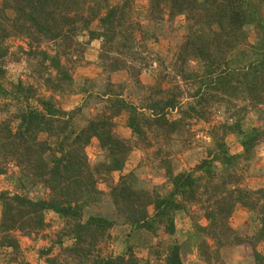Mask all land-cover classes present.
Listing matches in <instances>:
<instances>
[{
  "label": "trees",
  "instance_id": "1",
  "mask_svg": "<svg viewBox=\"0 0 264 264\" xmlns=\"http://www.w3.org/2000/svg\"><path fill=\"white\" fill-rule=\"evenodd\" d=\"M133 1L0 0V100H9L5 111L11 104L17 111L0 122V176L13 184L12 190L0 191V247H10L17 255L15 233L44 231L49 227L46 214L52 212L63 223L54 241L60 260H51L54 264H149L135 256L129 242L134 235L164 264H184V252L196 253L204 264H223L221 250L242 245L251 246L252 264H264L258 251L264 243V187L246 184L264 146V124L248 123L252 112L264 109V0H149L145 30L130 22ZM180 16L184 34L173 59H155L145 44L157 39L150 28L161 29L166 18ZM252 31L258 35L255 44L249 40ZM85 33L89 41L80 42ZM136 33L143 36L142 46ZM12 38L23 39L29 51L22 46L20 51L39 60L33 72L44 79L49 96L22 82L6 86V66L16 59L6 45ZM99 39L98 66L108 79L103 84L87 80L97 94L85 102L97 98L103 102L101 109L92 116L86 104L60 109L54 94L72 91V59H81L88 43ZM44 45L56 54L43 51ZM52 69L57 75L49 74ZM145 71L155 76L153 84H142ZM119 72L128 73L129 85L111 83L112 74ZM86 85L81 92L89 94ZM172 111L179 119H169ZM123 113L128 114L131 139L116 131L115 119ZM220 113L224 120L210 129L207 158L193 169L178 170L176 159L166 152L153 166L164 184L145 186L138 170L115 182L113 174L123 173L135 149L148 156L154 145L184 133L191 120L210 122ZM229 135L237 137L240 153H231ZM93 140L101 152L95 163L86 153ZM101 183L107 190L99 188ZM238 206L249 212L243 228L249 232L230 224ZM178 213L193 224L186 242L150 244L161 231L175 235ZM123 226L129 229L126 253L104 256L101 245ZM65 240L72 244L65 246Z\"/></svg>",
  "mask_w": 264,
  "mask_h": 264
},
{
  "label": "rangeland",
  "instance_id": "2",
  "mask_svg": "<svg viewBox=\"0 0 264 264\" xmlns=\"http://www.w3.org/2000/svg\"><path fill=\"white\" fill-rule=\"evenodd\" d=\"M115 4H120V0H111ZM149 0H134L132 2V7L135 10V14L131 16L132 24L138 26L141 24L142 28L145 30L146 26L143 18L148 12ZM185 24V19L183 16L177 17L172 21H166L160 26L161 29L150 28L149 32H155L157 39L146 41V46L148 53L151 54L155 59H160L165 62H170L173 58L172 52L175 50V44L179 43L184 34L183 26ZM97 25V24H95ZM139 25V26H141ZM136 42L142 46L144 43L143 36L140 33L135 35ZM80 42L87 43L89 41V36L87 33L80 35L78 37ZM250 43L255 44L258 40V35L255 31L251 32ZM103 44V40H95L89 42L85 47L83 56L81 59L74 57L72 61L76 64L74 69L70 71L73 78L72 91H67L63 94H54V98L57 101V106L65 111H72L86 104V111H90L88 116H92L101 109L103 102L101 103L97 98H90L89 103H86L88 96L95 93L96 90L92 89L89 85H86L87 80L101 81V84L105 83L108 77L103 75L102 70L98 66L99 53ZM6 45L10 49V54L14 55L16 59L11 61L6 66L7 71V82L6 86L11 83L22 82L25 85L32 86L40 94L49 96V92L46 88L44 79H40L33 72V66L39 60L34 57H30L25 52L20 51V46L24 47V50L29 51L26 42L20 38H12L6 42ZM173 48V49H172ZM43 51H47L51 56L55 55V49H51L48 46H42ZM62 63H65V59H61ZM49 66L50 63L46 62ZM71 66V65H70ZM97 68H99L100 73L96 76ZM153 68L155 70L159 69L156 63H153ZM49 74L55 76L56 71L52 69ZM124 80V82H123ZM110 81L113 85L119 84H130L131 80L128 73L124 72V75H114L110 77ZM141 82L143 85H151L155 82V76L150 72H143L141 76ZM89 88L88 93H82V89L85 87ZM130 91H132L130 89ZM127 95V92L126 94ZM6 100H0V122L8 116V112L15 113L16 108L11 104V107H5L4 104H10ZM11 102V101H10ZM187 102V101H185ZM7 112V113H6ZM223 113V112H222ZM90 114V115H89ZM127 118L128 114L123 113L120 117L115 119L117 124V134L125 139H131V131L127 128ZM169 119L174 121L179 119V114L176 111H172L169 115ZM210 122L197 121L193 119L190 121V126L182 134H175L171 136L172 141L162 142L156 144L157 147L152 148L149 155L142 149H135L130 155L129 160L124 168L123 173H114L113 178L117 182L121 175L130 173L131 171H136L139 178L143 181L145 180V186L150 187L151 183L153 185H162L165 183L164 176L156 168H153L161 158L165 157L164 153H171V157L176 159L178 170H190L196 167L198 164L202 163L203 160L207 158L208 147L212 145V140L210 138V129L223 122L224 116L220 114H213L210 118ZM248 123L251 126H263L264 124V109L257 112H252L248 116ZM84 123H81L83 125ZM17 125V124H15ZM237 138V137H236ZM238 141V139H237ZM234 135H229L227 137L228 145L230 146L231 153L237 154L238 146ZM239 145V144H238ZM242 148V147H241ZM162 149V151H159ZM86 153L91 163H95L99 160L101 155L100 148L97 140H93L92 144L86 149ZM161 153V154H160ZM156 169V170H154ZM14 172L18 173L17 169H13ZM259 174H264V146L259 152V160L251 166L250 172L246 175V184L252 189H258L264 187V178ZM13 184L7 180L4 176H0V191L12 190ZM101 190H107L106 186L101 183L99 185ZM95 211L104 212L106 215H111L110 212L104 209H95ZM150 214L154 213L153 207L149 208ZM249 212L238 206L235 213L230 220V224L234 229L244 230L245 223L248 220ZM0 218H1V208H0ZM46 222L49 227L44 231L32 236H25L22 233L16 232L15 235L18 238L20 244V251L14 256L15 252L10 247H0V264H54L51 260H60V246L55 244L56 234L60 228H62L63 223L59 217L52 212L46 214ZM176 233L173 236H169L164 232H159L157 237L153 238V243L148 241L150 244H156L157 242H164L166 246H171L175 243L182 244L186 242L188 234L193 232V224L191 219L185 213H178L175 217ZM201 225H205L206 221L202 220ZM249 232L244 230V233ZM129 233V229L124 226L116 229L112 232L111 237L107 243H103L100 250L104 256L108 255H124L127 250V240L125 236ZM134 235V234H133ZM127 237V236H126ZM116 238V239H115ZM133 246V252L135 256L141 260L147 261L149 264H164L161 257L156 262V259L150 256L148 248L141 245V236L134 235L129 239ZM71 240H65L64 245H71ZM155 246V245H154ZM258 251L264 256V243L258 246ZM17 258L16 261H12L13 258ZM221 257L223 264H252L254 261V254L251 246H233L223 248L221 250ZM184 264H204L196 256V253H185L183 254Z\"/></svg>",
  "mask_w": 264,
  "mask_h": 264
},
{
  "label": "crops",
  "instance_id": "3",
  "mask_svg": "<svg viewBox=\"0 0 264 264\" xmlns=\"http://www.w3.org/2000/svg\"><path fill=\"white\" fill-rule=\"evenodd\" d=\"M99 73H100V70H99V68H97V74H96V76H92V78H95V77H97V75H99ZM117 74H120V75H124V72H119V73H115L114 75H117ZM123 82H124V80H123ZM255 112H257V111H255ZM234 137H235V139H236V141H237V138H236V136L234 135ZM238 142V141H237ZM239 143H237V146H238V152L237 153H240L241 151H242V148H241V146H240V144L238 145Z\"/></svg>",
  "mask_w": 264,
  "mask_h": 264
}]
</instances>
